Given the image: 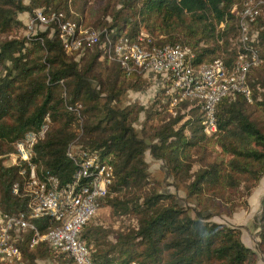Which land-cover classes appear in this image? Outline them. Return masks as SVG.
<instances>
[{"label":"trees","instance_id":"16d2710c","mask_svg":"<svg viewBox=\"0 0 264 264\" xmlns=\"http://www.w3.org/2000/svg\"><path fill=\"white\" fill-rule=\"evenodd\" d=\"M108 1L112 3L104 14L111 21L102 18L96 22L98 27H89L106 29L114 41L124 37L135 41L145 30L158 44L191 46L198 63L222 57L232 65L236 59L234 7L242 0ZM77 2L0 0L1 213L28 211L21 174L27 165H9L4 158L14 152L16 140L40 129L44 116L50 114L51 127L35 146L34 163L65 184L77 170L68 155L73 142L99 153L114 168L113 185L102 205L121 219L134 220L112 230L91 224L94 216L89 220L81 238L91 247L96 264H258L257 251L244 242L241 227L211 218L247 206L264 177V10L252 25L263 61L249 72L251 100L244 94L221 99L213 135L205 133L203 112L195 107L188 119L187 112L161 117L149 139L136 123L143 112L149 118L163 112L160 92L149 106L125 104L124 98L130 91L149 90L151 79L128 74L100 46L83 53L67 51L57 30L50 34V29L38 28L35 36H22L27 26L19 15L35 8L47 14L64 11L67 19L88 26L83 18L72 15ZM77 104H81L79 112L68 109ZM148 152L165 162L171 184L183 189L199 208L196 215L174 193L162 191L152 181ZM15 183H19V194L13 193ZM48 221L34 222L44 228ZM255 227L258 248L264 252V198ZM23 234L18 241L22 259L3 264H37L46 256L57 264H76L67 252L48 243L31 247L32 233Z\"/></svg>","mask_w":264,"mask_h":264},{"label":"built area","instance_id":"2783aa9c","mask_svg":"<svg viewBox=\"0 0 264 264\" xmlns=\"http://www.w3.org/2000/svg\"><path fill=\"white\" fill-rule=\"evenodd\" d=\"M263 10L264 0H242L235 5L236 59L232 65L222 57L198 63L197 53L191 46L158 44L157 39L144 30L135 41L128 37L114 41L106 29L67 19L64 11L47 14L41 8L34 9L32 14H26V26L29 37L35 36L38 28L50 29V34L57 30L64 48L70 52L83 53L88 48L100 46L104 54L121 64L128 74L139 73L158 83L156 94L160 92L163 111L172 115L187 112L185 119H188L190 109L199 108L204 116L205 133L213 135L217 131L216 108L221 99L233 100L244 94L251 100L249 72L263 61L255 45L258 34L252 30V25ZM184 103L187 106H183ZM80 108L81 104L68 105L72 111L79 112ZM51 123L50 114H46L40 129L29 130L16 140L14 152L9 154V165L23 162L27 165L21 174L25 179L23 195L28 198V211L0 216V264L22 259L18 241L24 239V232L32 233L31 247L48 243L57 251L67 252L76 264H96L92 249L81 238V233L110 193L114 168L104 162L99 153L73 142L68 155L77 170L71 181L61 184L50 170L34 163L35 146L46 137ZM13 193H20L19 183L14 184ZM46 218L50 223L48 221L44 228L34 222Z\"/></svg>","mask_w":264,"mask_h":264},{"label":"rangeland","instance_id":"374dc122","mask_svg":"<svg viewBox=\"0 0 264 264\" xmlns=\"http://www.w3.org/2000/svg\"><path fill=\"white\" fill-rule=\"evenodd\" d=\"M78 0L75 6H72L74 17L83 18L88 26L98 27L96 22L104 18L107 21H111L110 16H106L104 13V8L112 2L108 0ZM28 2V0H25ZM241 1L238 2L240 4ZM120 7V6H118ZM37 9V8H35ZM32 14V12L27 13ZM23 22L26 24V15L21 13L19 15ZM85 25V24H84ZM22 31V36L29 37L27 28L25 27ZM145 31V30H144ZM158 89V83L153 82V85L149 90L145 92H135L130 91L125 95V104L130 103H141L144 105H151L153 97L155 96ZM165 115H172L169 112L163 111L160 113H155L151 118L143 112L140 116L139 121L136 123V127L141 133L151 139L153 137V130L160 123V118ZM176 116V115H174ZM147 161L149 163V170L152 176V181H157V186L162 191L172 192L176 195L178 202L182 206H187L191 208L192 215H196V205L193 201L187 198V194L183 189L177 190L172 184V176L165 164V162L155 159L149 152L146 155ZM5 163L8 164L9 155L5 156ZM161 183V185H159ZM156 186V187H157ZM264 198V177L261 180L259 186L254 190L253 194L248 198V205L239 207V209L233 214L221 213L214 215L211 219L217 222L227 223L236 227H241L243 230V240L244 242L255 249L258 254V264H264V252L259 250L258 242L259 237L257 235L258 229L255 227L256 219H258L262 212V200ZM198 208V207H197ZM199 209V208H198ZM208 212H205L207 214ZM91 224L102 228L103 230L119 229L128 224H134L133 219H121L113 215L112 210L105 204L102 205L101 209L91 220ZM37 264H57L53 260L52 256H46L39 258Z\"/></svg>","mask_w":264,"mask_h":264},{"label":"crops","instance_id":"0c3cea01","mask_svg":"<svg viewBox=\"0 0 264 264\" xmlns=\"http://www.w3.org/2000/svg\"><path fill=\"white\" fill-rule=\"evenodd\" d=\"M25 15H26V14H25ZM26 19H27V15H26ZM153 79H154V76H153ZM1 215H3V214L1 213V210H0V216H1Z\"/></svg>","mask_w":264,"mask_h":264}]
</instances>
